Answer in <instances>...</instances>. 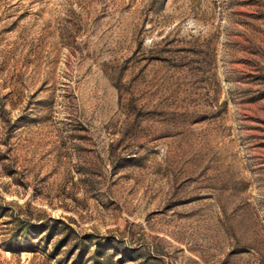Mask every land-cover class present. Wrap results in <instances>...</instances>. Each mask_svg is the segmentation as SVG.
Segmentation results:
<instances>
[{"label": "rangeland", "instance_id": "1", "mask_svg": "<svg viewBox=\"0 0 264 264\" xmlns=\"http://www.w3.org/2000/svg\"><path fill=\"white\" fill-rule=\"evenodd\" d=\"M0 264H264V0H0Z\"/></svg>", "mask_w": 264, "mask_h": 264}, {"label": "trees", "instance_id": "2", "mask_svg": "<svg viewBox=\"0 0 264 264\" xmlns=\"http://www.w3.org/2000/svg\"><path fill=\"white\" fill-rule=\"evenodd\" d=\"M57 221H59V220H57ZM28 227V226H27ZM50 228H48V227H46L45 229H44V231H46V230H49Z\"/></svg>", "mask_w": 264, "mask_h": 264}]
</instances>
